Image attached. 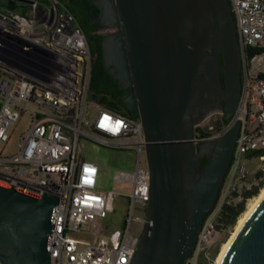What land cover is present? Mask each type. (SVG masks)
Returning <instances> with one entry per match:
<instances>
[{
	"label": "built area",
	"instance_id": "2783aa9c",
	"mask_svg": "<svg viewBox=\"0 0 264 264\" xmlns=\"http://www.w3.org/2000/svg\"><path fill=\"white\" fill-rule=\"evenodd\" d=\"M13 1L14 9H0V143L12 139V127L25 112L31 123L20 135L15 154L0 153V180L59 196L52 264H131L150 199L143 123L105 107L98 108L93 120L88 118L92 52L64 0ZM230 2L243 56V93L233 118L213 133L196 130V140L219 138L237 122L241 130L216 207L186 264H213L214 236L228 228L219 218L223 206L246 204L264 186V52L249 56L251 49L264 47V0ZM83 138L136 153L125 168L117 169L116 188L97 189L100 166L81 153ZM118 195H125L130 205L123 229L82 247L73 233L109 218ZM136 211L146 215L137 216Z\"/></svg>",
	"mask_w": 264,
	"mask_h": 264
},
{
	"label": "water",
	"instance_id": "95a60500",
	"mask_svg": "<svg viewBox=\"0 0 264 264\" xmlns=\"http://www.w3.org/2000/svg\"><path fill=\"white\" fill-rule=\"evenodd\" d=\"M105 66L139 110L146 137L150 199L131 264H186L213 212L231 166L241 123L203 142L215 112L235 115L243 93V56L230 0H91ZM14 9L15 6H9ZM224 75V81H223ZM207 163L203 166V159ZM60 198L0 180V263L52 264ZM221 264H264V198Z\"/></svg>",
	"mask_w": 264,
	"mask_h": 264
},
{
	"label": "rangeland",
	"instance_id": "374dc122",
	"mask_svg": "<svg viewBox=\"0 0 264 264\" xmlns=\"http://www.w3.org/2000/svg\"><path fill=\"white\" fill-rule=\"evenodd\" d=\"M6 0H0V9H4ZM19 10V9H18ZM90 100V99H89ZM103 107L95 101L90 100V108L88 118L93 120L97 113L98 108ZM31 118L29 113L25 112L21 115L18 121L12 127V139L8 143H0V153L3 155H13L18 149L19 137L26 133L30 127ZM206 123H215L214 116H209ZM81 153L89 161H93L100 166V175L97 183L99 191H108L116 188L115 173L117 169L125 168L126 161L130 158L136 157L134 151H127L122 149H114L100 143L83 138L80 142ZM147 156L144 154L143 163L146 165ZM249 166L253 169L257 168L256 162H249ZM264 191V189H263ZM262 191V192H263ZM262 192L259 194L261 195ZM256 195L251 201L245 204V210L238 216V220L233 226L228 227L224 232L216 234L213 239L214 248V261L213 264H219L230 241L235 235L240 220L247 214L251 204L258 198ZM239 201H235L236 205ZM130 210L129 200L125 195H118L114 200V211L110 213L107 219H97L93 224L88 225L83 231L74 232L73 236L81 241V246L85 247L88 244L96 243L101 236L111 235L119 229H123L125 220ZM137 216H145L144 212L136 211ZM217 261V262H216ZM198 264H207L202 261Z\"/></svg>",
	"mask_w": 264,
	"mask_h": 264
},
{
	"label": "trees",
	"instance_id": "16d2710c",
	"mask_svg": "<svg viewBox=\"0 0 264 264\" xmlns=\"http://www.w3.org/2000/svg\"><path fill=\"white\" fill-rule=\"evenodd\" d=\"M68 8L75 15L78 23L84 29L90 43V49L94 62L92 65V75L90 81L89 99L97 102L101 106L110 109L114 112L121 113L132 118H139V113H128L125 111V106L122 101L119 85L114 81L112 75L108 72L104 56L102 53L101 40L102 36L96 33V27L92 25L93 15L91 13H82L72 5L71 0H64ZM264 52V47L254 48L249 51V56L253 57L256 54ZM264 76V73L260 74ZM197 131H204V128L199 127ZM207 163V159H203V166ZM257 189L251 195H257ZM245 210V203L226 204L223 206L220 213V220L227 226H233L238 220V216ZM217 262V261H216ZM216 264V263H215Z\"/></svg>",
	"mask_w": 264,
	"mask_h": 264
},
{
	"label": "flooded vegetation",
	"instance_id": "af4514ba",
	"mask_svg": "<svg viewBox=\"0 0 264 264\" xmlns=\"http://www.w3.org/2000/svg\"><path fill=\"white\" fill-rule=\"evenodd\" d=\"M71 1H72V5L76 9L81 10L82 13H91L93 15L92 22L101 13V9L94 2H92L91 0H71ZM9 6H16V3L13 0H6L5 8L6 7L9 8ZM92 25L94 27H96V30H95L96 33L100 34L102 36V38L104 36H106L107 34H110V33L114 32V30H112L108 26L97 25V24H94V23H92ZM101 47H102V53H103L102 40H101ZM93 62H94V57H93ZM223 81H224V75H223ZM128 90H129V88H123V87H121L119 85V91L121 92V97H122V101H123L124 106H125V111L128 112V113H139V110H131V109L128 108V106L126 104V101L124 99V96H125V94L127 93ZM211 116H214L215 123L212 124L213 125L212 128L209 127V128L212 129V131H206V132L213 133L217 129H219L220 127H222L228 121L227 120L226 113H224V112H215ZM210 124L211 123H209L207 125H210ZM199 127H203V126L202 125L198 126L196 128V130H198Z\"/></svg>",
	"mask_w": 264,
	"mask_h": 264
},
{
	"label": "bare ground",
	"instance_id": "6f19581e",
	"mask_svg": "<svg viewBox=\"0 0 264 264\" xmlns=\"http://www.w3.org/2000/svg\"><path fill=\"white\" fill-rule=\"evenodd\" d=\"M263 189H264V186H263V188L261 189V191L259 192V194L263 191ZM259 194H258V195H259ZM255 197H256V196H255ZM263 198H264V191H263L262 194L259 195L258 198H256V200L251 204V206L249 207V210H248L247 214H246V215L240 220V223H239L238 229H237L235 235L233 236L232 240L230 241V244L228 245V247H227V249H226V251H225V253H224V255H223V257H222V259H221V261H220L219 264L222 263V261H223L225 255H226V253H227V251L229 250V248H230L232 242L234 241L235 237L237 236L238 232H239L240 229L243 227V225L245 224V222L247 221V219L249 218V216H250V215L252 214V212L256 209V207H257L258 204L262 201Z\"/></svg>",
	"mask_w": 264,
	"mask_h": 264
}]
</instances>
